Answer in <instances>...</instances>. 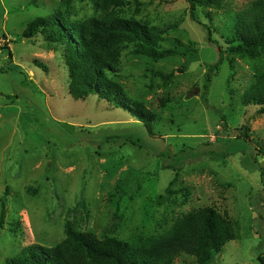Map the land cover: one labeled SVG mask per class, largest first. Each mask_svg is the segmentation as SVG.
<instances>
[{"label":"rangeland","instance_id":"rangeland-1","mask_svg":"<svg viewBox=\"0 0 264 264\" xmlns=\"http://www.w3.org/2000/svg\"><path fill=\"white\" fill-rule=\"evenodd\" d=\"M128 1L127 15L158 27L189 20L165 36L170 46L173 39L192 45L194 61L185 72H175L181 57L152 62L127 53L122 59L120 82L156 112L157 123L133 116L129 104L116 107L96 96L74 100L62 50L23 38L31 21L61 3L79 19L96 16L92 0H0V200L7 205L0 264L33 244L57 245L68 223L129 241L160 234L179 215L207 206L240 226L239 238L212 264H261L264 114L242 103L254 81L251 63L231 57V70L227 55L188 18L186 0ZM253 1L225 4L238 12ZM221 36L220 29L215 38ZM174 180L177 195L159 200Z\"/></svg>","mask_w":264,"mask_h":264},{"label":"trees","instance_id":"trees-1","mask_svg":"<svg viewBox=\"0 0 264 264\" xmlns=\"http://www.w3.org/2000/svg\"><path fill=\"white\" fill-rule=\"evenodd\" d=\"M186 1L188 18L205 32L206 42L220 54L227 55L231 70L234 69L231 57L251 63L254 81L244 91L242 103L257 107L258 114L263 115L264 0H255L238 12L231 10L225 4L226 0ZM92 3L99 12L89 19L77 18L68 4L61 3L51 15L31 21L23 38L41 39L48 46L62 50L61 61L68 71L69 95L74 100L86 101L90 96H96L116 107L129 104L135 109L133 116L141 121L159 122L156 112L131 97L120 82L122 59L127 53L152 62L181 57L184 64L175 72H185L194 61L192 45L188 43L189 47H185L173 39L170 46L165 36L172 30L181 29L189 20L182 17L173 25L162 28L127 15L128 0H92ZM202 12L207 21L201 18ZM215 18L220 19L221 27L214 25ZM220 29L224 42L215 38ZM8 56L12 59L9 49ZM222 63L220 61L216 66V71ZM156 75L169 81L174 77V73L168 77L161 72ZM207 79L208 90L210 75ZM170 102L168 100L165 107ZM175 171L178 174L179 171ZM175 180L159 200H171L177 195L172 190ZM0 202L1 233L5 228L7 205L5 199ZM239 232L238 222L211 206L179 215L160 234L150 237L135 234L129 241L113 235L99 237L68 223L65 238L57 245L33 244L6 260L5 264H177L181 258L193 259L194 264H212L226 244L239 238ZM258 260L264 264V257Z\"/></svg>","mask_w":264,"mask_h":264}]
</instances>
